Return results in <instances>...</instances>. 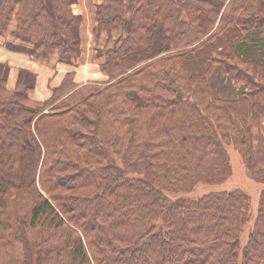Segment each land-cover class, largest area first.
<instances>
[{
	"label": "trees",
	"instance_id": "obj_1",
	"mask_svg": "<svg viewBox=\"0 0 264 264\" xmlns=\"http://www.w3.org/2000/svg\"><path fill=\"white\" fill-rule=\"evenodd\" d=\"M74 3L0 0V34L15 22L24 53L74 63ZM97 22L122 31L107 82L67 74L36 102L0 78V264H25L24 239L36 264H264V189L243 248L244 191L184 195L232 176L229 145L264 183V73L240 57L264 40V0H102ZM217 70L238 97L212 95Z\"/></svg>",
	"mask_w": 264,
	"mask_h": 264
},
{
	"label": "rangeland",
	"instance_id": "obj_2",
	"mask_svg": "<svg viewBox=\"0 0 264 264\" xmlns=\"http://www.w3.org/2000/svg\"><path fill=\"white\" fill-rule=\"evenodd\" d=\"M102 0H91V14L92 16L86 21V22H79L78 29L81 36V40L78 43L79 48L81 49H87L90 56H95L98 58L101 62H103L104 54L106 51L111 48L114 44V42L117 40V38L122 34V31L120 29H115L113 32H102L101 34H96V28L98 26L97 22V12L98 8L101 5ZM84 26V27H81ZM83 28V30H82ZM16 23L13 22L11 26L9 27L7 32H3L0 35H11L12 41L8 43V48L17 50L19 52H23L22 50H32L33 45L29 42L22 41L17 33H16ZM82 30V31H81ZM256 33V31L251 32ZM247 34L246 36L250 37V40L248 41L249 44H254L255 47L253 48V52L249 51L248 53H245V57H241L242 60L250 61V60H259L261 62L260 71L264 73V62L262 61L264 58L263 54V47H264V40H256L253 41V37L255 35ZM237 36V35H236ZM234 36V38L236 37ZM252 37V38H251ZM15 40H18L16 44H13ZM233 43H237V40H233ZM81 46V47H80ZM56 56V55H55ZM33 60L40 62L42 64H49L52 60H56L57 63L65 64L67 66H73V62L63 61L60 62L57 57H54L50 59L49 61H38L35 59V56H31ZM54 64V63H52ZM191 70L198 69L196 65L190 66ZM72 72H69L68 74H71ZM0 78H5L1 77ZM208 82L210 84V87L212 89V95L214 97H222V98H233L238 97L240 93L243 91L244 84L240 83L238 81L230 80L226 75L222 74L219 70L215 71L214 74L208 79ZM7 86V85H6ZM33 106H37L34 105ZM51 108L45 106L43 113H47L50 111ZM36 121V119H34ZM33 121V122H34ZM262 123L264 125V119H262ZM32 127V126H31ZM257 130L255 128L252 129V133L256 134ZM255 143H253V150L252 153H254ZM227 150L230 156V163L232 168V176L220 184H213V185H205V184H199L197 185L192 192H189L187 195L192 198H198L201 196H204L206 194L216 192V191H222V190H235V189H241L244 191L250 198V209H249V221L244 225L243 232L241 235V245L242 248L246 245L248 238H249V231L254 226V223L257 220L258 216V207H259V201L262 194V191L264 189V183H260L257 180L254 179V177L251 175L250 171L248 170L245 161L243 160L241 154H239V150L236 149L234 146L229 145L227 146ZM250 153V152H249ZM178 194V195H181ZM174 195V196H178ZM25 247L27 250V261L25 264H36V259L38 256L39 249L36 248V244L34 243V240H27L24 239Z\"/></svg>",
	"mask_w": 264,
	"mask_h": 264
},
{
	"label": "crops",
	"instance_id": "obj_3",
	"mask_svg": "<svg viewBox=\"0 0 264 264\" xmlns=\"http://www.w3.org/2000/svg\"><path fill=\"white\" fill-rule=\"evenodd\" d=\"M72 9L75 15L81 17V22H86L92 16L91 0H75ZM12 39L9 34L0 35V76L5 77L10 91L29 90L30 99L46 102L53 97L54 90L60 87L69 72L73 73L76 86L108 81V77L101 71L100 60L90 56L87 49L81 48L80 56L73 66L57 63L56 60L42 64L27 53L9 49L7 45ZM17 42L14 39L13 44Z\"/></svg>",
	"mask_w": 264,
	"mask_h": 264
}]
</instances>
